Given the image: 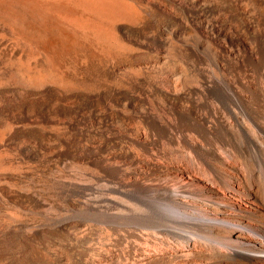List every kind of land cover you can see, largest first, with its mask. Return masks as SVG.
Returning <instances> with one entry per match:
<instances>
[{"label":"bare ground","instance_id":"1","mask_svg":"<svg viewBox=\"0 0 264 264\" xmlns=\"http://www.w3.org/2000/svg\"><path fill=\"white\" fill-rule=\"evenodd\" d=\"M176 2L200 40L176 49L188 72L158 74L150 89L115 100L140 128L94 115L66 120L82 137L127 139L141 154L103 142L63 152L76 164L56 180L72 204H45L36 235L48 245L49 231H64L61 250L74 260L42 264H264V9L256 5L264 0H228L226 21L205 18L204 0ZM110 211L140 223L83 230Z\"/></svg>","mask_w":264,"mask_h":264},{"label":"rangeland","instance_id":"2","mask_svg":"<svg viewBox=\"0 0 264 264\" xmlns=\"http://www.w3.org/2000/svg\"><path fill=\"white\" fill-rule=\"evenodd\" d=\"M176 1L0 0V264L74 260L61 250L68 242L64 231L48 232L51 245L36 235L47 203L58 210L72 204L60 195L56 180L66 173L65 163L76 164L63 152L95 142L111 152H141L127 139L82 137L66 120L94 115L121 128H140L118 113L115 102L150 89L158 74L180 77L188 68L176 49L200 40L186 7ZM204 4L213 9L205 7V18L227 20L228 0ZM155 44L162 49H151ZM113 212L81 222L83 230L110 234L140 223Z\"/></svg>","mask_w":264,"mask_h":264}]
</instances>
